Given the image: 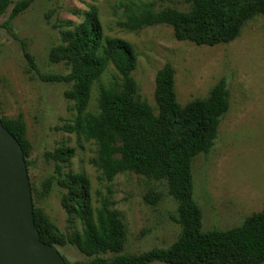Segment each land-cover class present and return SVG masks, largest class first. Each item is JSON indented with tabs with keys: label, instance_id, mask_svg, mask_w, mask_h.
<instances>
[{
	"label": "rangeland",
	"instance_id": "374dc122",
	"mask_svg": "<svg viewBox=\"0 0 264 264\" xmlns=\"http://www.w3.org/2000/svg\"><path fill=\"white\" fill-rule=\"evenodd\" d=\"M151 0H34L10 27L4 24L12 6L0 16V117L20 114L31 143L26 156L33 201L64 234L81 229L62 205L65 190L56 181L57 164L48 154L60 147H74L75 156L63 165L66 173H84L91 182L95 209L103 200L111 202L127 227L125 253H141L165 248L175 242L181 227L175 221L177 202L165 180L135 172L118 174L113 180L103 177L92 163L98 157L94 140L82 133L69 132L78 116L74 102L65 92L70 85L41 79V74H67L63 63L50 61L53 48L64 45L61 32L82 22L96 6L104 34L131 42L138 53L133 76L139 95L157 111L155 100L158 71L171 62L176 70L175 89L179 103L207 97L222 79L230 92V108L222 118L215 143L192 164L194 199L202 211L204 230L228 229L241 224L252 213L264 209V14L247 21L240 35L229 43L215 46L180 41L167 24L129 30L124 4H143ZM175 6L187 9L185 0H156L155 8ZM36 61L33 69L27 57ZM119 78L110 65L92 88L87 111L97 112L100 86ZM52 188L44 193V181ZM158 194L156 204L146 200ZM66 261L88 258L73 245H56ZM154 264H167L155 262ZM264 264V263H261Z\"/></svg>",
	"mask_w": 264,
	"mask_h": 264
},
{
	"label": "trees",
	"instance_id": "16d2710c",
	"mask_svg": "<svg viewBox=\"0 0 264 264\" xmlns=\"http://www.w3.org/2000/svg\"><path fill=\"white\" fill-rule=\"evenodd\" d=\"M34 0H0V16L12 10L5 22L10 27L14 18ZM187 9L175 6L155 8L148 3L124 4L126 20L122 26L138 30L146 26L167 24L180 41L215 46L236 39L247 21L264 14V0H185ZM64 45L50 53V61L63 63L67 74H41V79L70 85L65 94L74 102L78 116L69 132L82 133L94 140L98 157L92 163L107 180L118 174L135 172L157 180H165L169 193L177 202L175 221L181 227L178 239L165 248H152L141 253H125L127 227L120 214L103 200L95 209L91 182L84 173H66L63 165L75 156L74 147H60L48 154L57 164L55 178L65 190L62 205L72 220L82 227L70 234L62 233L34 203V219L42 241L52 245H73L88 260L68 264H261L264 263V209L247 216L228 229L204 230L202 211L194 199L192 164L199 154L211 150L218 128L230 108V92L224 79L207 97L182 105L175 89L176 70L167 62L157 73L156 109L139 95L133 76L138 53L133 44L120 37L104 34L99 10L93 6L82 22L61 32ZM33 69L34 56L27 52ZM110 65L119 78L100 86L98 111H87L94 83ZM4 126L19 140L25 158L31 143L27 126L20 114L1 117ZM27 166L28 161L26 159ZM53 181L43 183L44 193ZM34 188L32 187V192ZM152 204L159 196L146 195Z\"/></svg>",
	"mask_w": 264,
	"mask_h": 264
},
{
	"label": "water",
	"instance_id": "95a60500",
	"mask_svg": "<svg viewBox=\"0 0 264 264\" xmlns=\"http://www.w3.org/2000/svg\"><path fill=\"white\" fill-rule=\"evenodd\" d=\"M0 264H68L35 225L24 150L0 117Z\"/></svg>",
	"mask_w": 264,
	"mask_h": 264
}]
</instances>
